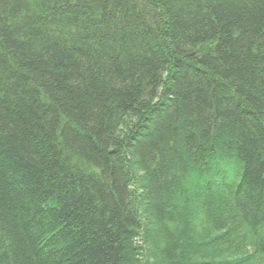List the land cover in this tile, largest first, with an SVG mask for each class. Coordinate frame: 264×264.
<instances>
[{
	"label": "trees",
	"instance_id": "trees-1",
	"mask_svg": "<svg viewBox=\"0 0 264 264\" xmlns=\"http://www.w3.org/2000/svg\"><path fill=\"white\" fill-rule=\"evenodd\" d=\"M263 30L264 0H0V264H264Z\"/></svg>",
	"mask_w": 264,
	"mask_h": 264
},
{
	"label": "bare ground",
	"instance_id": "bare-ground-1",
	"mask_svg": "<svg viewBox=\"0 0 264 264\" xmlns=\"http://www.w3.org/2000/svg\"><path fill=\"white\" fill-rule=\"evenodd\" d=\"M52 1H54L55 3H56V0H52ZM263 35H264V30H263ZM171 68H172V65H170V67H169V69H170V71H171ZM207 71V70H206ZM202 72H204L205 73V71H202ZM203 73V74H204ZM207 74V73H206ZM163 81H165L163 84H164V86H167L168 84H169V81H167V80H165V79H163ZM162 81V82H163ZM161 83V82H160ZM165 83H167V84H165ZM170 86V85H169ZM59 118H60V122L62 123V121H63V116L61 115V116H59ZM61 131V130H60ZM231 169L228 167V168H226L225 169V172L223 173V176H229V174H231V171H230ZM100 173H101V171H100ZM97 176H99V178H96L99 182H101V181H105L104 180V176L103 175H97ZM243 200V199H242ZM192 226H194V230L196 229V231H197V235H198V233H200L201 231H202V227H201V224L199 223V222H197V220L196 221H193L192 222ZM214 228L212 229V231H211V234H213V232H214ZM196 235V236H197ZM139 236L140 237H145V233L143 234V233H139ZM137 237V238H135V240H136V243H139V244H143L142 242H141V239H139L140 237ZM140 246H142V245H140Z\"/></svg>",
	"mask_w": 264,
	"mask_h": 264
},
{
	"label": "rangeland",
	"instance_id": "rangeland-1",
	"mask_svg": "<svg viewBox=\"0 0 264 264\" xmlns=\"http://www.w3.org/2000/svg\"><path fill=\"white\" fill-rule=\"evenodd\" d=\"M63 127H61V129H62ZM230 155V154H229ZM233 155H232V152H231V157H232ZM226 158H224V160H225ZM75 161V164H80L81 166H83L84 164H82L81 162H79L78 160L76 161V160H74Z\"/></svg>",
	"mask_w": 264,
	"mask_h": 264
}]
</instances>
